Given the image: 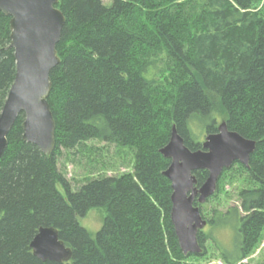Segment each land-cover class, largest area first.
Listing matches in <instances>:
<instances>
[{"label":"trees","instance_id":"1","mask_svg":"<svg viewBox=\"0 0 264 264\" xmlns=\"http://www.w3.org/2000/svg\"><path fill=\"white\" fill-rule=\"evenodd\" d=\"M57 6L66 22L48 96L56 145L47 155L25 141L24 113L8 134L0 158V264H189V256L207 254L208 241L225 264H240L264 234V0H60ZM10 41V16L0 11V112L16 75ZM163 62L168 74L161 81ZM223 120L257 146L248 166L235 162L219 183L238 165L253 185L239 191L240 204L214 208L210 218L199 203L211 228L199 232L203 253L185 255L163 173L171 160L160 149L176 125L185 144L199 150L202 136L217 132ZM93 139L134 148V169L73 190L59 168L62 148ZM194 173L200 186L208 171ZM93 207L108 213L95 237L79 222ZM42 226L58 230L70 260L34 255L31 241Z\"/></svg>","mask_w":264,"mask_h":264},{"label":"water","instance_id":"2","mask_svg":"<svg viewBox=\"0 0 264 264\" xmlns=\"http://www.w3.org/2000/svg\"><path fill=\"white\" fill-rule=\"evenodd\" d=\"M60 0H0V11L10 16V46L14 49L16 75L0 112V158L8 145V134L21 113L23 139L50 155L56 145V121L48 101L52 82L50 73L61 59L57 45L66 16L57 6ZM257 141L229 129L227 122L218 131L205 135L202 148L191 150L173 125L168 143L160 152L170 164L163 172L171 181V220L185 255L201 254L198 231L207 225L198 202L203 204L216 193L221 175L235 162L248 166ZM207 170L199 186L194 173ZM34 255L42 260L68 261L71 248L59 238L52 226L40 227L31 241Z\"/></svg>","mask_w":264,"mask_h":264},{"label":"rangeland","instance_id":"3","mask_svg":"<svg viewBox=\"0 0 264 264\" xmlns=\"http://www.w3.org/2000/svg\"><path fill=\"white\" fill-rule=\"evenodd\" d=\"M106 5H110L112 0H103ZM166 62L160 64L157 77L163 81L167 72ZM204 134L201 141L205 139ZM135 150L127 146H121L117 143H109L93 139L87 141L83 147L79 146L74 149L62 148L59 157V168L70 180L73 190L88 180L100 176H121L130 173L134 169ZM253 182L246 172L239 171L238 165L228 171L222 181L218 184L217 196L211 197L203 204V211L207 218H210L212 209L219 208L226 210L229 206L240 204L238 200L239 191L243 188L250 187ZM59 190L65 193V190L59 186ZM108 215L105 207H93L88 213L79 218L82 226L86 227L90 234L95 237L101 229L103 222ZM211 228L208 226V229ZM207 229V230H208ZM206 230V231H207ZM230 237H233V230H230ZM224 243L229 244L227 237L219 235ZM229 237V238H230ZM223 243V244H224ZM207 254L189 256V264H225L219 254L220 251L215 248L211 241L206 243ZM264 259V234L258 247L240 264H260Z\"/></svg>","mask_w":264,"mask_h":264},{"label":"flooded vegetation","instance_id":"4","mask_svg":"<svg viewBox=\"0 0 264 264\" xmlns=\"http://www.w3.org/2000/svg\"><path fill=\"white\" fill-rule=\"evenodd\" d=\"M208 200V199H207ZM194 204H195V206H198L199 207V202H198V199H197V197L195 198V201H194ZM204 204V203H203ZM206 219V218H205ZM207 220V219H206ZM208 226H209V222H208V220H207V225L202 229V230H200V231H206L207 229H208ZM200 231H198V241H199V232Z\"/></svg>","mask_w":264,"mask_h":264}]
</instances>
